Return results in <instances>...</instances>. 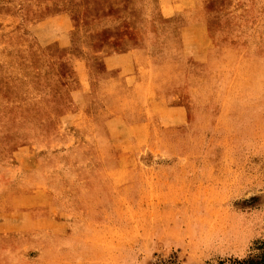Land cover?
Segmentation results:
<instances>
[{
    "label": "rangeland",
    "instance_id": "1",
    "mask_svg": "<svg viewBox=\"0 0 264 264\" xmlns=\"http://www.w3.org/2000/svg\"><path fill=\"white\" fill-rule=\"evenodd\" d=\"M156 4L0 0V264H264V0H196L210 51L180 62L182 124L77 103L79 53L101 71L89 47L114 26L139 43ZM63 13L95 39L41 46L30 28Z\"/></svg>",
    "mask_w": 264,
    "mask_h": 264
},
{
    "label": "crops",
    "instance_id": "2",
    "mask_svg": "<svg viewBox=\"0 0 264 264\" xmlns=\"http://www.w3.org/2000/svg\"><path fill=\"white\" fill-rule=\"evenodd\" d=\"M156 3L157 21L153 27L154 33L148 30L139 43H132L126 38L129 34L127 28L114 26L109 28L106 40H98L97 47H89L92 48V58L101 61V71L97 66L91 71L87 65V48L84 47L86 53H79L80 56L73 63L75 74L81 79V86L76 91L79 92L76 96L78 105L81 101L88 100L89 94H92L94 100L91 98V107H100L95 101V96L106 91L109 110L114 108L116 101L121 99L126 102L128 95H131L130 101L133 105L123 104L118 107L139 110L136 114L138 119L134 123V126L139 128L156 123L179 125L185 121V116H182V108H185V105L175 100L178 70L180 62L187 63L189 68L192 64L203 65L207 61L210 46L207 44L206 26L200 19L196 0H156ZM186 12L190 13L194 20L186 21L181 27L175 26L174 22L182 14H187ZM72 30L71 18L66 13L36 23L30 28L31 34L41 46L57 45L60 49H67L72 38L84 37L85 39L81 40L82 45H88V41L95 39H89L93 37V32L89 36L79 34L78 26L75 32ZM101 33L104 34L105 31ZM100 78L106 79L100 82ZM102 82L105 83L106 90L101 85ZM112 115L113 117L104 124L108 132L111 134L109 129L114 131L120 128L119 132L123 134L125 130L121 128L126 127V112ZM116 185L113 182L105 187L115 189L122 186Z\"/></svg>",
    "mask_w": 264,
    "mask_h": 264
}]
</instances>
